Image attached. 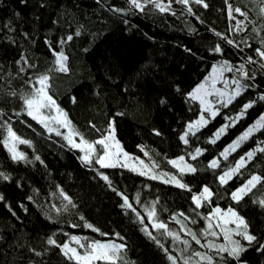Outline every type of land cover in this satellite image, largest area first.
Here are the masks:
<instances>
[{
	"label": "trees",
	"instance_id": "16d2710c",
	"mask_svg": "<svg viewBox=\"0 0 264 264\" xmlns=\"http://www.w3.org/2000/svg\"><path fill=\"white\" fill-rule=\"evenodd\" d=\"M205 2L207 9L192 3V15L175 2L170 11L161 12L147 3L140 11L129 0H27L26 4L0 0V172L10 176L8 181L0 178V194L5 197L0 201V264H76L63 255L61 247L47 244L52 238L62 246L73 237L86 246L94 241L124 244V264H173L168 255L177 257V264L189 258V264H207L195 252L211 256L213 264H238L227 253L218 254L206 246L209 241L223 245L216 225L217 235H205L217 207L234 209L244 217L259 243L244 241L248 250L242 259L247 264H264V248L260 247L264 245V205L260 204L264 184L258 183L239 202L232 199V193L253 175L264 178V152L260 151L264 128H257L226 158L222 155L264 116V100L259 99L264 95V58L256 51L264 50V17L259 15L258 0ZM229 5L246 11L247 19L235 12L230 15ZM237 18L246 31L236 30ZM68 36L72 39L67 40ZM217 45L223 54L213 51ZM60 52L67 57L65 72L59 71L57 63ZM248 58L255 63L249 64ZM225 62L233 67L229 74L244 90L231 104L217 105V115L190 132L189 123L203 112L189 94L213 65ZM242 64L253 79H244L235 71ZM42 75L49 76L48 94L67 114L73 140L80 141L75 135L79 133L94 143L107 136L112 122L115 138L128 154L136 158L147 153L157 168L177 176L187 187L149 179L122 164L103 167L97 162L104 153L99 144H95L97 156L86 162L81 149L27 115L22 97L35 92ZM250 101L255 103L240 116ZM42 110L52 115L49 109ZM8 125L20 140L28 141L18 142L25 160H13L5 145ZM185 133L187 144L181 139ZM249 152L254 153L251 159ZM178 156L196 172L182 173L174 166L171 159ZM241 158L244 166L221 184L219 176L236 168ZM213 160L218 167L210 166ZM205 186L214 195L211 202L197 207L193 197ZM124 197L132 208L122 206ZM153 208L155 215L149 217ZM160 222L180 240L157 230L154 225ZM181 240L189 241L190 247ZM33 249L42 255H35Z\"/></svg>",
	"mask_w": 264,
	"mask_h": 264
},
{
	"label": "snow or ice",
	"instance_id": "6c2138e0",
	"mask_svg": "<svg viewBox=\"0 0 264 264\" xmlns=\"http://www.w3.org/2000/svg\"><path fill=\"white\" fill-rule=\"evenodd\" d=\"M175 2V3H179L181 5H184L187 8V11L189 13H191L192 15H195V13L192 11V7L191 4L195 3L196 5H200L201 7H203L204 9H207L209 7V4L207 2H205V0H168V3L165 4L163 2V0H145V3L147 4H152L155 8L159 9V11L161 12H166V11H170L171 10V4ZM21 3H27V0H21ZM129 3L131 5L132 8H136L139 9L140 11L144 10L145 7V3H142L141 0H129ZM258 7H259V15L261 17H264V0H258ZM130 10V9H129ZM115 11L117 12H122L124 10L122 9H115ZM233 12L239 14V16L244 17L245 19H247L248 17V13L246 11H243L241 8L239 7H232L231 5H229V14L231 15ZM173 15H175V12H172ZM197 19H199V17H196ZM234 20H236V17L233 16L232 17ZM202 22V21H201ZM249 23H252V21H248ZM235 28L237 31H246L247 29L243 26V23L241 21H237V24L235 25ZM256 29L254 28L253 31H255ZM77 35H79V32L76 33ZM217 36H220L221 39L225 40L229 45H234L235 47H239L238 44H235V42L231 39H229L226 36H223L220 33H216ZM25 36H27V34H25ZM72 36H68L67 40H71ZM61 43H63V41H61ZM261 43L264 44V38L261 39ZM214 52L216 53H220L223 54V50L220 47V45H217L214 49ZM258 55L261 58H264V50H260V49H256ZM58 59H57V63L59 64V71L61 72H65L67 71V67H66V60L67 57L63 54V52L57 53ZM21 59L25 62V64L28 63L27 58L25 56H22ZM249 64L255 63L254 60H252L251 58H248L247 61ZM29 67H34L33 65H29ZM261 67H264V64L261 65ZM24 69H21V71H23ZM229 71L232 72L233 71V67L230 66L227 62L224 63L222 68H214L213 72H220V71ZM236 72L241 73L244 79H253V76L248 72L244 70V65H240L238 68L235 69ZM213 79L215 80V76L213 77ZM49 81V76L48 75H42L38 78L37 83L39 84V87H36L35 92L29 94V95H25L22 97L23 99V103L25 105L26 111H27V115L32 116V118L34 120H36L38 123L42 124L45 128H48L49 131H52V129L49 127V124L46 122L48 121L50 118L47 116H44L42 114V109H49L51 110L52 108H55L57 113L59 114V116H62L63 119L59 120L60 123H62L65 127L69 126L70 122L67 120V114L63 113V111L56 105L55 100L52 99V97L48 94L47 88H48V82ZM233 84L236 85V88L234 90L233 93L228 94L226 92H220L219 94L221 96H226V100H222L220 101L222 103L223 106H227V104H231L232 101L239 96L242 91L244 90V85L241 84V82L239 80H233L232 81ZM35 87V85H34ZM204 88V85H200L197 89H195L192 93H190L189 95L192 97V99H198L201 98V92ZM12 95H15V93H12ZM260 100H264V95H261L259 97ZM73 102H75V99L73 98ZM164 101H161V103H163ZM201 103H205V101L201 98ZM255 103V101H250L249 103L245 104L243 106V109L240 113V116H243L244 113L246 112V110L248 108H251L253 106V104ZM217 111L218 110H213L211 112L212 117H215L217 115ZM237 119H239V117H237ZM205 118L203 116L200 117V119L196 122L197 125L204 123ZM0 127H3V125H0ZM93 128H95V125H92ZM195 127V125L193 124H189L188 125V130L191 132L193 131V128ZM228 127V125H225L224 127H222L221 129L218 130V132L215 134L216 138H219V136L225 131V128ZM110 128L111 131L109 132V134L107 136H105L104 138L94 142V143H90L88 141H86L84 139V137L82 135H80L79 133H75V135H79L80 136V144H77L74 142L73 140V136L72 134H70L68 137H66V139H68L69 143L72 144L73 147L79 148L81 147V144L84 145V150H85V157L84 159L86 160V162L91 163L90 160V153L95 151V144H99L101 145L105 150L108 149L109 147V141L114 140V133H115V128L112 125V122H110ZM257 128H264V116H262L260 118V120L257 121L256 125L253 128H249L247 132H245L243 134V136H241L239 138L238 141L234 142L232 145L229 146V149H226L225 152L222 154L225 156V158L227 157V154L229 151H234L236 147H238L239 143L243 140H246L248 138V136ZM7 132H8V136L10 138V140H6L5 143L6 144H10L9 146V151L12 152V159L13 160H25V157L22 153H18L15 150L14 147V143H12V141H19L20 143H28V141L25 140H20V138L18 136H16V133L12 131V128L10 125H8L7 127ZM57 135H61V133L59 131L56 132ZM188 133H185L184 136H181V139L184 140V143L187 144L188 140L185 138L187 136ZM157 135H159V133H157ZM212 143H215V140L211 141ZM118 144V142H117ZM200 149H196V153L200 154ZM261 152H264V148L260 149ZM114 155V154H113ZM125 156H127V153H124ZM254 155L253 152H249L247 153V157L249 159L252 158V156ZM109 153L107 151H105V155L103 157H100L98 159V163H100L103 167H115V163H106V159L108 158ZM196 157L193 156L192 159H195ZM37 159H39V157H37ZM183 157L180 158L181 161H183ZM173 164H176V161H172ZM245 164V160L244 158H241V160L238 162L237 167L234 169H231L230 171H226L223 173V175L219 176V181L221 184H225L227 183V181L232 177L233 173L236 172L240 167L244 166ZM212 168H216L218 167V163L216 160H213L211 162L210 165ZM185 169H181V171H184ZM186 170L188 172H196V169L194 167H192L191 165H186ZM0 178H2L4 181H8L10 180V176L6 175L3 172H0ZM156 177L154 176L153 179H155ZM103 179L107 180L108 177L104 176ZM174 182L176 183V185L180 188H185L187 187L185 184L181 183L179 180H175V178H173ZM167 182V181H166ZM258 183L264 184V178L260 177V176H256L253 175L248 181L247 183L239 188L236 192L232 193V199L239 202L243 196L247 193L250 192L253 188L256 187V185ZM189 191H191V189H189ZM61 195H63V198L68 201V204H71L72 207H75V204H73L72 200L70 197H68L66 194H64L61 190ZM214 195V193L211 191L210 188H208L207 186H205L203 188V191L200 195L194 196L193 199L195 201V204L197 205V207L202 205V202L204 201H208L211 202V198ZM5 197L0 194V201H4ZM29 199H31V197H29ZM261 205H264V200L260 201ZM122 206H126L128 208H132V205L128 202V198L124 197V204ZM64 210H67V205H65ZM135 212V209H132ZM56 211H60V209H56ZM137 215L139 216V213H137ZM155 215V209L153 208L152 210L148 211V216L149 217H154ZM183 215V214H181ZM213 218H217L219 220L223 221V224H219L217 225L218 227L221 228V230L224 233V237L226 240L229 241V245H215L213 244L211 241L208 242V244L206 245L209 249H213L215 248L217 253H227L228 256L232 257L235 261L238 262V264H247V260L246 259H242L243 254L248 250L246 246L242 245L239 241L237 240H233L231 237L232 235H237L242 237L244 240H246L248 242L249 245H251L253 242H256L257 244L259 243L258 238L256 235L251 234L249 232V224L248 222L244 219V217L240 216L238 214L237 211H235L234 209H228V212L225 214L222 212V210L220 208H216L215 212L213 214ZM81 219H83V217H81ZM143 221V218H141V222ZM194 222V221H193ZM227 224H235V228L233 229H227L225 226ZM89 228H92L91 224L86 225ZM154 227L157 230H166L167 231V225L160 222V223H156L154 225ZM212 228V224H211V219L209 222V230H206L205 235H212L215 236L217 235L216 232L211 231ZM94 231H99L98 229H93ZM145 231H147V229L145 228ZM188 234L191 236L192 240H194L197 244H200V240L197 238L195 233H192L191 231L188 232ZM102 235H106L103 234ZM119 235V234H117ZM148 235L150 236L151 239H153L154 241L156 240L155 236H152L151 232H148ZM167 235L170 237H173L176 240H180V237L177 233H173L171 231H167ZM77 244L80 245L81 248H84L85 245L81 244L80 239L77 237H73L72 238ZM121 239H123L121 237ZM181 243H183L185 246H189V241L187 240H181ZM158 243V241H157ZM47 244L49 245H56L57 247H62L63 250V255L65 257H67V259L69 260H75L76 264H97V262H104V264H124V260H123V250L125 249V245L124 244H115V243H101L98 241H94L91 243L90 247L88 248V250L81 254L80 252H78L75 248L70 247V245L68 244H63L58 245L56 240L49 238L47 240ZM205 245H201V247H204ZM161 247H163V245H161ZM261 248H264V245H260ZM32 251L35 252V250L33 249ZM164 251L167 253L168 250L164 249ZM35 255L39 256L42 255V253L40 252H35ZM194 255L196 257H199L200 260L203 261H207V264H213V258L207 254H202L200 252H195ZM168 259L171 260L173 262V264H177V257L172 256V255H168ZM189 259H185V264H189Z\"/></svg>",
	"mask_w": 264,
	"mask_h": 264
},
{
	"label": "rangeland",
	"instance_id": "374dc122",
	"mask_svg": "<svg viewBox=\"0 0 264 264\" xmlns=\"http://www.w3.org/2000/svg\"><path fill=\"white\" fill-rule=\"evenodd\" d=\"M237 20L240 21L239 18H237ZM223 65H224V63L213 65V67L211 68L207 77L204 80H202L203 82H201L195 88V89H197L200 85H204V88H203L200 95H201V98L205 101V103H201V98L195 99L196 102L200 103L203 113L198 117V119H195L193 122L189 123V124L195 125V127L193 128V132L199 130L201 127L206 125L211 118H213L211 115V112L213 110L219 111V108L217 107V105L221 104L220 101L226 100V96H221L219 93L220 92H226L228 94H231L234 92V90L236 88V85L232 83V81L235 80L234 78H236V77L231 76L229 74V71L223 70V71L216 72V73L213 72L214 68H222ZM214 76H215V80L213 79ZM38 87H39V84H38ZM193 91H191V92H193ZM50 111H51L52 115H50L49 116L50 119L48 121H46L49 124V127L52 129V131H50V132H53L56 134V132L59 131L61 133V135L64 136L65 138L68 137L70 134H72V132H71L72 130H71L70 125L65 127L62 123L59 122V120H62L63 117L59 116L56 109L53 108V110H50ZM218 111H217V113H218ZM205 113L207 115H205ZM42 114L44 116H46L44 114L43 110H42ZM201 116H203L205 118L206 122L197 125L196 122L200 119ZM112 125L114 126V123H112ZM254 126H252L251 128H253ZM46 129H48V128H46ZM254 131H256V129ZM115 137H116V135L114 133V140L108 142L109 147L107 150H105L103 148L104 153L102 154L101 157H103L105 155V151H107L109 153V156L106 159V163H115V165L122 164L125 167V169L126 168L130 169V170L134 171L135 173L137 172V174L148 177L149 179H153V177L155 176L156 178L153 180H157V181H161V182L166 183V184H171V185L177 186L176 183L174 182L173 178H175V180H179V181H180V178L157 168L155 161L147 153H144L140 157H136V158L132 157L130 154H128L125 151L121 142ZM6 140H10L9 136L7 137ZM66 140L68 141V139H66ZM18 142L19 141H12V143H14V147H15L16 152L23 154V152L20 149V144ZM74 142L77 144L81 143V141H78L76 138L74 139ZM117 142H118V144H117ZM5 145H6V143H5ZM9 146H10V144L6 145L8 150H9ZM79 149L82 150V153L85 157L86 153L84 150V145L81 144V147H79ZM124 153H127V156H125ZM10 154H11V156L13 155L12 152H10ZM96 156H97V150H96V146H95V151L90 153V160H93ZM181 157L178 156L174 159H171V163H172V161H176V164L172 163L174 166H176L180 171L182 168L185 169L184 171H181L182 173H189V174L192 173V172H188L186 170V165H191L192 167H193V165L190 162L186 161V159L184 157H183L184 158L183 161H181L180 160ZM222 212L226 214L228 212V210L223 209ZM211 224H212L211 231L215 232V229H214L215 225L217 226L219 224H223V221L212 217ZM225 227L227 229H233L236 226H235V224H227ZM216 229H217V231H219V234L221 236H223V238H224L223 245L228 246L229 241L225 239L224 233L221 230V228L217 226ZM208 230H209V226H208ZM231 238L233 240L239 241L242 245L246 246V244L244 242L246 240H244L242 237L233 234ZM80 242L82 244L81 240H80ZM101 243H115V244L119 245L118 243H116L114 241H105V242H101ZM66 244L70 245V247H72V248H75L81 254L85 253L91 245V244H89L86 246L84 244L85 247L81 248L80 245L77 244L73 239H70V241ZM61 250H62V247H61ZM97 264H98V262H97Z\"/></svg>",
	"mask_w": 264,
	"mask_h": 264
}]
</instances>
